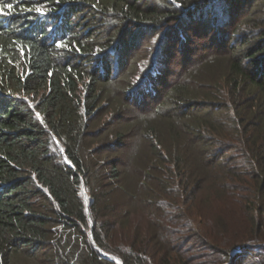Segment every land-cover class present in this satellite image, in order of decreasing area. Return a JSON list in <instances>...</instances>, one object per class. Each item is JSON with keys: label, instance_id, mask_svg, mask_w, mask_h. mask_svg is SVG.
Wrapping results in <instances>:
<instances>
[{"label": "trees", "instance_id": "1", "mask_svg": "<svg viewBox=\"0 0 264 264\" xmlns=\"http://www.w3.org/2000/svg\"><path fill=\"white\" fill-rule=\"evenodd\" d=\"M0 9V264H116L93 242L122 264H199L204 252L211 264H236L264 251V0H0ZM204 15L208 31H248L222 65L165 86L141 124L154 161L178 170L171 177L190 202L159 215L156 196L120 184L127 132L92 129L98 85L117 79L142 34L175 23L184 40V25ZM159 64L141 86L152 99L167 82ZM93 139L103 143L89 149ZM192 183L205 191L203 210ZM129 216L144 224L115 239Z\"/></svg>", "mask_w": 264, "mask_h": 264}, {"label": "rangeland", "instance_id": "2", "mask_svg": "<svg viewBox=\"0 0 264 264\" xmlns=\"http://www.w3.org/2000/svg\"><path fill=\"white\" fill-rule=\"evenodd\" d=\"M205 15L201 16V20L195 21L194 23L190 21L191 23L189 25H184V40H176V32L179 27L177 24L175 25V23L163 25L160 27L161 31L159 32H147L142 34L140 47L131 53V58L127 60L125 68L117 79L111 81L108 85H98V90H102V98L96 114L99 113L100 116L94 122L92 129L113 125L111 131L119 130L125 133L127 132L126 148L116 152L117 155L122 157V165L120 166L122 178L120 184L126 191H133L134 193V186H138L141 190L150 192L145 194L146 197L152 198L156 196L158 198V206H162L163 208L159 215L177 214V212H179L177 211V207H183L185 209L190 205V202L187 201L185 195H183L181 186H177L178 181H174L171 177L172 174L176 175L178 170L171 168L170 166L172 165L167 162L154 161L155 155L150 152L149 145V140L151 138L143 135L144 131L141 124H145L148 120H152L153 108L156 106V101H158L166 91L165 86L172 85L174 81H182L187 78L189 73L191 71L193 72V70L199 71L206 68V64L210 61L214 60V62L217 61L216 64L222 65L224 61L226 62V58L229 57L228 53L231 42H233V37L239 35L241 33L239 31H242L244 28L245 32L248 31V28H246L244 24H241L242 27H240L241 30L239 29V31L233 30L235 24L218 29L214 27L213 31H208L210 26L205 22L207 18ZM239 17L241 19L244 15L239 14ZM138 35L139 33L135 32V36L137 37ZM132 59H134V61H132ZM157 63L161 64L159 65L164 74L167 72V82L153 87V91H149V95L154 97L152 99L141 86L145 83L146 78H150V76H148L149 72L152 71ZM222 67L220 68L222 69ZM219 75H221L220 72ZM150 79L152 80V78ZM161 80L162 79L158 78L160 84ZM166 129H168V127ZM167 141L171 143L168 139ZM101 143H103V141L100 139H93L89 142L88 148L92 149ZM233 154L232 152V155ZM112 155L113 153L103 154L101 159H103L104 156L107 157ZM147 167L150 168L148 171L151 174V180H144L145 183L143 186L139 185L140 182L145 179V171H143V169L146 170ZM135 168L139 171L137 169L134 171ZM169 168L170 170H168ZM164 169H167L166 171L168 173L171 172V178L166 176V171L165 173L163 171ZM137 177L139 179H137ZM190 185L191 189L196 190L195 201L199 203V208L201 210L205 209L207 204L201 202V199L205 196V191H197V188H195L197 184L195 183ZM176 190H180L177 192L179 194L176 193ZM165 192L168 196L164 194L165 196H162L163 198L158 197ZM127 196L128 195H124L121 192L123 202L126 200ZM184 203L186 205H184ZM123 206L124 205H122L121 208L119 207V209H122ZM125 207L127 208V205H125ZM233 209H235V207H233ZM210 211L217 210L211 209ZM134 212L135 211H132V214ZM132 216L128 217L129 221L125 227L122 226V228L119 227L118 224L116 225L113 235L115 239H118V233L129 230L131 232L133 228L137 226L140 227L144 224V221L141 222V220H139L142 219L141 217L138 216L132 219ZM134 216H136V214ZM103 218L105 217L99 219L103 220ZM238 224L239 223L234 221L232 222L233 227H236L235 230L238 229ZM201 254L203 257H200L197 262L199 264H211L212 255L207 252ZM230 259L221 264H231ZM263 261L264 251H253L245 253L236 264H258Z\"/></svg>", "mask_w": 264, "mask_h": 264}, {"label": "water", "instance_id": "3", "mask_svg": "<svg viewBox=\"0 0 264 264\" xmlns=\"http://www.w3.org/2000/svg\"><path fill=\"white\" fill-rule=\"evenodd\" d=\"M58 146H59V150H60V152H63L62 147H61V145H60L59 143H58ZM66 161H67V163L71 166V163H70V161H69L67 158H66ZM81 189H82V192H83V194H84V198H85V203H86V205H87V206H90V205H89V204H90V199L87 197L86 192H85V189H83V187H82ZM93 245H94V248L97 249V250L99 251V253H100L104 258H106V259H108V260H110V261H112V262H115L116 264H122L121 261H120L118 258H116L114 255L112 256V255H110V254H106L105 252H103V251H102L97 245L94 244V242H93ZM246 246H247V245H243V246H237V247L233 248V249H232V252H231V257H232L235 253L241 251V249H243V247H246Z\"/></svg>", "mask_w": 264, "mask_h": 264}, {"label": "snow or ice", "instance_id": "4", "mask_svg": "<svg viewBox=\"0 0 264 264\" xmlns=\"http://www.w3.org/2000/svg\"><path fill=\"white\" fill-rule=\"evenodd\" d=\"M12 7H13L12 5H8L9 9H11ZM36 11L38 13H40V15H46V13L43 10H41V9H36ZM0 14H3V10L2 9H0Z\"/></svg>", "mask_w": 264, "mask_h": 264}]
</instances>
